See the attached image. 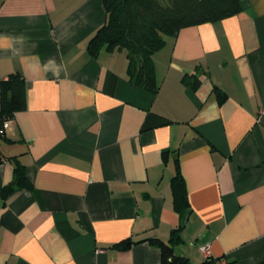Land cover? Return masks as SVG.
Here are the masks:
<instances>
[{"label":"crops","instance_id":"crops-1","mask_svg":"<svg viewBox=\"0 0 264 264\" xmlns=\"http://www.w3.org/2000/svg\"><path fill=\"white\" fill-rule=\"evenodd\" d=\"M241 4L166 38L152 94L129 82L124 51L89 54L102 0H0V81L19 73L27 88L0 138V264H161L145 240L168 242L182 221L174 252L193 264L264 261V0ZM14 159L33 188L3 199ZM127 239L144 240L112 248Z\"/></svg>","mask_w":264,"mask_h":264},{"label":"trees","instance_id":"trees-1","mask_svg":"<svg viewBox=\"0 0 264 264\" xmlns=\"http://www.w3.org/2000/svg\"><path fill=\"white\" fill-rule=\"evenodd\" d=\"M102 3L106 21L88 41L89 54L96 57L103 49L107 52L124 51L129 82L152 94H156L159 89L153 55L165 45L167 37H176L184 28L231 18L243 10L241 0H102ZM185 79L188 85L196 86L199 83L195 75ZM213 94L219 103L227 98L217 86H214ZM26 108L25 79L19 73H11L0 81V128L3 129L0 138L4 136V124ZM6 141L10 143L9 140ZM168 153V150L162 153L164 163ZM12 161L13 180L2 189L3 199L18 190L33 188L26 176L25 166L18 159ZM171 192L173 210L184 219L190 213V205L177 157L175 173L171 179ZM183 225L182 221L178 228L171 231L168 242L156 238L145 240L160 250L161 264H193L187 257L174 252V245L182 242ZM143 240L127 239L114 244L112 248L126 249ZM221 259L208 257L199 264H219ZM226 264L236 263L226 260ZM258 264H264V261Z\"/></svg>","mask_w":264,"mask_h":264},{"label":"built area","instance_id":"built-area-1","mask_svg":"<svg viewBox=\"0 0 264 264\" xmlns=\"http://www.w3.org/2000/svg\"><path fill=\"white\" fill-rule=\"evenodd\" d=\"M0 134H3V129L0 128ZM201 251L203 252V254L205 255H209V245H205L201 248ZM219 264H226V259L222 258L221 261L219 262Z\"/></svg>","mask_w":264,"mask_h":264}]
</instances>
